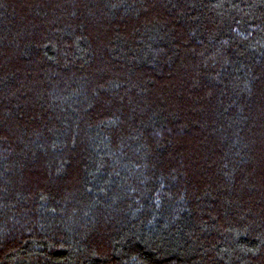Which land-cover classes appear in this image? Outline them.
I'll list each match as a JSON object with an SVG mask.
<instances>
[{"label":"trees","instance_id":"trees-1","mask_svg":"<svg viewBox=\"0 0 264 264\" xmlns=\"http://www.w3.org/2000/svg\"><path fill=\"white\" fill-rule=\"evenodd\" d=\"M0 264H264V0H0Z\"/></svg>","mask_w":264,"mask_h":264}]
</instances>
